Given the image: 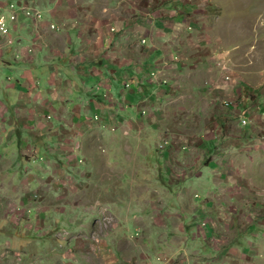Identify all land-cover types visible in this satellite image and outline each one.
I'll return each mask as SVG.
<instances>
[{
    "label": "crops",
    "instance_id": "1",
    "mask_svg": "<svg viewBox=\"0 0 264 264\" xmlns=\"http://www.w3.org/2000/svg\"><path fill=\"white\" fill-rule=\"evenodd\" d=\"M191 1L26 0L43 20L35 24L20 13L9 32L12 43L0 36V177L6 175L11 191L17 185L12 195L38 183V195L59 189L61 197L85 196L102 189L131 196L134 175L122 166H134L136 158L126 138L144 127V202L146 211L157 204L154 222L163 231L135 240L113 238L106 228L95 241L83 230L87 223H79L83 235L67 239L86 246L79 262L264 261V192L253 173L259 148H246L253 138L233 128L225 132L221 120L195 125L205 114L227 115L234 106L222 100L231 101L236 88L206 66L207 47L197 44L196 25L187 17ZM45 19L60 27L44 30ZM194 51L198 58L190 55ZM208 73L211 80L203 84ZM112 124L115 132L108 130ZM164 131L177 137L158 149ZM116 134L124 139L118 145ZM119 147L123 156L116 155ZM172 166L181 171L175 179L163 172ZM0 185L7 188L1 178ZM124 207L127 214L131 204ZM62 257L67 264L69 256Z\"/></svg>",
    "mask_w": 264,
    "mask_h": 264
},
{
    "label": "rangeland",
    "instance_id": "2",
    "mask_svg": "<svg viewBox=\"0 0 264 264\" xmlns=\"http://www.w3.org/2000/svg\"><path fill=\"white\" fill-rule=\"evenodd\" d=\"M191 3L193 5L189 7L187 17L194 26L196 25V38L199 41L197 44L207 47L209 60L206 61V66L217 73L218 80H224L223 74L227 73L230 78L226 82L236 88L232 92L234 98L231 101L224 98L229 100L231 106H234L229 109L227 115L209 118V115L205 114L203 115L205 121L195 125L207 124L209 119L212 126H215L221 120L225 132L233 128L237 133L252 137L255 144L252 143L246 148L253 145L259 148L254 159L253 173L254 177H260L259 180L262 181V184L258 181L257 189L264 192V0H192ZM21 5H27L30 10L33 9L35 21L32 23L36 24L39 20H43L42 12L37 5L34 2L27 3L26 0L25 2L0 0L2 18L7 19L16 8L19 17ZM35 13L38 16H35ZM30 20L32 21L31 18ZM194 26L190 25L191 30H194ZM59 27L56 22L45 19L44 30L46 28L56 30ZM190 55L198 58L196 51ZM217 60L221 62L223 68L216 64ZM211 73L204 75L203 84H208L211 80L209 79ZM141 114H144V110H141ZM242 117L246 120L245 123H240ZM108 130L115 132L116 127L114 128L113 124L108 125ZM121 133L126 134L127 131L124 129ZM161 134L160 140L166 137L169 140L167 145H169L173 136L171 132L164 131ZM117 135L113 136V140L118 145V142L124 139L122 135ZM175 137L177 135H174L173 139ZM126 139L132 150L130 156L136 158L134 166H122V171L132 172L134 175L133 191L129 197L121 194L110 195L102 189H98L94 194L86 193L85 196L61 197L59 189L54 195L52 193L47 195L46 190L45 195H38L36 188L43 187L38 183H35L36 187L33 186L32 190H28L29 187L24 191L20 188L21 195L14 196L12 194L16 192L12 191L16 190L17 185L11 191L6 175H2L1 183L7 188L0 185V264H45L46 261V264H63L64 254L69 256L67 264H84V261L79 262L77 258L80 253L86 254V246L67 243L68 238L83 235V231L76 226L82 222L87 223L86 229H83L87 236L94 238L95 241L102 238L106 228L109 229V236L116 239L140 240L145 236L160 237L162 227L154 222L155 217L160 214L155 208L157 204H152L149 211H146L150 205L144 202V127L138 135L133 132V135ZM97 149L102 156H107L104 145H98ZM115 150L118 151L117 156H123V150L120 147ZM15 163L8 162L7 167L17 166ZM114 170L117 171V169ZM23 172H26V169H23ZM163 172L173 174L170 178L175 179L181 171L175 170V166H172L164 168ZM15 180L24 185L19 177ZM170 183L165 182L169 189L172 188ZM99 191L104 194H98ZM26 192H30L32 196L31 194L27 196ZM19 203L21 206L18 205ZM128 204H131L129 212L122 213L121 211L126 210L124 205ZM153 208L155 209L151 211ZM118 216H120V222H118ZM253 237L251 241L254 240ZM262 240L264 241V237ZM153 241L157 243L154 238ZM256 242L254 241L253 244ZM253 244L247 245L253 249L251 247ZM251 252L249 250L246 256H249ZM80 258L83 260V257ZM257 263L264 264V261Z\"/></svg>",
    "mask_w": 264,
    "mask_h": 264
},
{
    "label": "built area",
    "instance_id": "3",
    "mask_svg": "<svg viewBox=\"0 0 264 264\" xmlns=\"http://www.w3.org/2000/svg\"><path fill=\"white\" fill-rule=\"evenodd\" d=\"M14 6V4H12ZM20 10H21V13L27 17V18H31L32 19V22L35 21V18L33 17V9L30 10L29 7L27 5H21L19 6ZM35 16H38L37 13H35ZM17 19H18V11H17V8L15 10V12H12L11 14H9V17L7 19H3L2 18V12H0V36L3 38V39H9V44L12 43V38L11 36L9 35V32L10 30L12 29V26L14 23L17 22ZM54 25L52 24V27ZM111 27V26H110ZM58 29V28H57ZM56 29V30H57ZM32 48L31 46L28 47V51H31ZM18 54H16L15 56H17ZM171 56H174V60L177 59L178 55L176 52H174ZM221 62L220 61H217L216 64H219L221 65V68H223V65L220 64ZM152 70H156V69H152ZM223 70V69H222ZM225 71V70H224ZM157 72V70H156ZM223 79L225 81H229V75L227 73H224L223 74ZM166 78H161V82H166ZM130 81H125V86H129L130 85ZM223 103H227V100L224 99L222 101ZM241 123H245V119L242 118L241 120ZM169 140L165 137L163 139L160 140L159 144H158V149H163L165 146H167Z\"/></svg>",
    "mask_w": 264,
    "mask_h": 264
},
{
    "label": "clouds",
    "instance_id": "4",
    "mask_svg": "<svg viewBox=\"0 0 264 264\" xmlns=\"http://www.w3.org/2000/svg\"><path fill=\"white\" fill-rule=\"evenodd\" d=\"M173 53H174V52H173ZM173 53H172V54H173ZM176 53L178 54V57H179V53H178V52H176ZM172 54H171V55H172ZM178 57H177V59H178ZM171 59H172V58H171ZM177 59H175V60H177ZM217 61H219V60H217ZM152 69H155V68H152ZM152 69H151V70H152ZM166 79H167V78H166ZM224 81H225V80H224ZM166 82H167V80H166ZM166 82H164V83H166ZM223 100H224V99H223ZM223 100H222V101H223ZM222 103H223V102H222ZM228 103H229V100H227V103H223V104H224V105H227ZM242 118H243V117H242ZM242 118H241V119H242ZM241 119H240V120H241ZM240 122H241V121H240ZM245 122H246V120H245ZM79 161H80V160H79Z\"/></svg>",
    "mask_w": 264,
    "mask_h": 264
},
{
    "label": "bare ground",
    "instance_id": "5",
    "mask_svg": "<svg viewBox=\"0 0 264 264\" xmlns=\"http://www.w3.org/2000/svg\"><path fill=\"white\" fill-rule=\"evenodd\" d=\"M230 78V77H229Z\"/></svg>",
    "mask_w": 264,
    "mask_h": 264
}]
</instances>
